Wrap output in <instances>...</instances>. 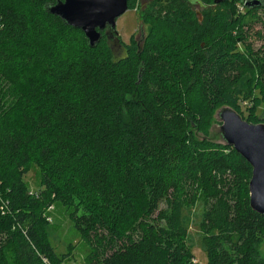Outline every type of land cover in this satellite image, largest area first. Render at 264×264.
<instances>
[{
  "label": "trees",
  "instance_id": "trees-1",
  "mask_svg": "<svg viewBox=\"0 0 264 264\" xmlns=\"http://www.w3.org/2000/svg\"><path fill=\"white\" fill-rule=\"evenodd\" d=\"M55 1L0 0V264H66L54 204L88 248L83 264H200L187 244L198 204L206 264H264L252 168L209 138V120L251 90L264 106V43L234 48L253 21L236 22L227 0H129L152 25L114 58L106 38L90 48L49 14Z\"/></svg>",
  "mask_w": 264,
  "mask_h": 264
},
{
  "label": "rangeland",
  "instance_id": "rangeland-1",
  "mask_svg": "<svg viewBox=\"0 0 264 264\" xmlns=\"http://www.w3.org/2000/svg\"><path fill=\"white\" fill-rule=\"evenodd\" d=\"M154 1L156 0H137V4L142 5L143 9ZM246 1L247 0H227V6L232 12L233 19L236 22H240L243 19H246L247 22L250 20L253 21L251 22V28H248L247 32L246 28H243V31L246 32L247 35L244 33V38L241 42L237 40L234 44V48L240 52H244L250 47L253 50H258L264 43V8L259 9L255 14L251 15L244 6ZM192 9L195 13H199L198 17L200 18L201 12L203 11L202 7L198 3H195L192 5ZM141 19V13L136 9L128 10L123 16L117 19L115 31L118 37H116L117 39L111 38L107 40L114 58L125 56L126 52L124 45L130 44L131 37L134 39L138 38V27L141 23ZM151 25L150 22H146V25L143 26L145 34L148 33ZM257 33H259V35ZM259 36H263L262 39H260ZM74 47L75 45L72 48L74 49ZM231 109L248 123L264 124V106L258 96L257 90H251L249 98L240 100L238 104L231 107ZM220 125V121L216 115H214L209 120V138L216 143L223 144L219 134ZM197 136L202 137L201 134L198 133ZM25 180L28 182L29 190L33 191L38 185V178L35 170L27 174ZM201 212V204H198L191 210L190 221L188 223L190 240L187 241V244L190 246L194 262L206 264L207 255L202 247L205 235L200 226ZM45 215L47 216L46 219L48 223L54 231L51 243L55 252L58 255L71 254L66 261V264H83L85 255L88 253V248L79 233L75 230L72 221L69 219V211L59 204H54L46 209ZM257 251L258 254L264 258V243L258 246Z\"/></svg>",
  "mask_w": 264,
  "mask_h": 264
},
{
  "label": "water",
  "instance_id": "water-1",
  "mask_svg": "<svg viewBox=\"0 0 264 264\" xmlns=\"http://www.w3.org/2000/svg\"><path fill=\"white\" fill-rule=\"evenodd\" d=\"M223 1L216 0L215 4ZM128 2L129 0H56L48 6L47 11L66 26L80 30L89 47L94 48L105 29L116 32L117 19L129 10ZM245 7H264V0H248ZM143 26L141 22L138 38L134 39L138 48L146 37ZM215 115L221 123L219 134L223 144L232 147L252 168L249 203L254 212L264 216V124L248 123L229 107L219 109Z\"/></svg>",
  "mask_w": 264,
  "mask_h": 264
},
{
  "label": "flooded vegetation",
  "instance_id": "flooded-vegetation-1",
  "mask_svg": "<svg viewBox=\"0 0 264 264\" xmlns=\"http://www.w3.org/2000/svg\"><path fill=\"white\" fill-rule=\"evenodd\" d=\"M141 6V8H142V5H140ZM130 10V9H129ZM107 31V32H106ZM108 29H105L104 31H103V33H102V37H104V38H106L107 40L108 39H111V38H115V39H117L116 37H118V35L116 34V32H114V31H109ZM134 39V38H133Z\"/></svg>",
  "mask_w": 264,
  "mask_h": 264
}]
</instances>
